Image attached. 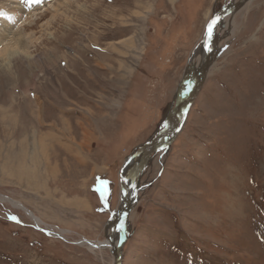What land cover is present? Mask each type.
Instances as JSON below:
<instances>
[{"label": "rangeland", "instance_id": "obj_1", "mask_svg": "<svg viewBox=\"0 0 264 264\" xmlns=\"http://www.w3.org/2000/svg\"><path fill=\"white\" fill-rule=\"evenodd\" d=\"M8 1L0 195L43 222L0 197V264H114L81 242L106 240L128 158L166 126L208 24L238 0ZM210 42L178 131L137 177L122 264H264V0Z\"/></svg>", "mask_w": 264, "mask_h": 264}, {"label": "bare ground", "instance_id": "obj_2", "mask_svg": "<svg viewBox=\"0 0 264 264\" xmlns=\"http://www.w3.org/2000/svg\"><path fill=\"white\" fill-rule=\"evenodd\" d=\"M14 1V0H13ZM7 2H9L8 0H0V4H6ZM48 2H50V1H48ZM56 2H57V4H58V2H60L61 3V1L60 0H56ZM4 4V5H5ZM49 6H54L55 5V3H50V4H48ZM2 6V5H1ZM7 6V5H6ZM10 6V5H9ZM57 6V5H56ZM56 6H54V8L55 9H57L56 8ZM11 9V8H10ZM12 12V11H11ZM54 12H55V10H54ZM56 13V12H55ZM233 13V12H232ZM30 16H32V15H30ZM3 18V17H2ZM8 20L9 19H4L3 18V22L5 23V24H9L8 23ZM22 26H24V25H22ZM25 27V26H24ZM213 29H214V27H213ZM213 29H212V31H213ZM21 30V29H20ZM7 31V29L6 28H4L3 27V29L1 30L0 29V42H2V41H5V40H7L8 38H9V36L7 35V33L8 32H6ZM211 36H212V34H211ZM8 37V38H7ZM13 39V41L14 40H16L14 37L12 38ZM11 39V40H12ZM9 40V39H8ZM210 40H211V37L209 38V45H210V49H211V55H212V60H213V53H214V51H213V44H211V42H210ZM10 41V40H9ZM18 42H17V44L19 45V47H22L21 45H22V42L20 41V40H17ZM15 42V41H14ZM3 43V42H2ZM13 45H14V43L12 42V43H7L6 45H4L3 47H1V51L2 52H0V66H5L6 64H8V63H10L11 62V60L14 58V59H16L15 58V55H16V53H18V51H16L15 50V48H14V50H13ZM199 50V49H198ZM200 50L201 51H203V53H204V58L206 59V50H205V48H204V45H202L201 46V48H200ZM22 51V50H21ZM20 53V52H19ZM199 53V52H198ZM17 57V56H16ZM205 59H204V61H205ZM13 63V62H12ZM203 64H204V62H203ZM203 64H202V66H203ZM11 65H13V64H10V66ZM3 66V67H4ZM10 66H9V68H10ZM202 66H201V68H202ZM201 68H200V70H201ZM5 69V68H4ZM208 69H209V67H208ZM208 69H207V71H208ZM200 70H199V72H200ZM207 71L205 72V74H204V76H203V78L205 77V75H206V73H207ZM198 72V73H199ZM198 86H199V83H198V81L197 80H195L194 81V83H193V85H191V87H190V89L188 90V88H187V94H186V96L185 97H180L179 98V101H178V104H177V106L175 107V109L173 110V112L171 113V115L169 116V119L170 118H172V116H174L177 112H179L180 110H181V108L184 106V104H185V102H186V100L190 97V98H192L193 99V97H194V94L196 93V89L198 88ZM185 91V92H186ZM186 114V112H184L177 120H176V122L172 125V127L165 133V134H163L161 137H160V139L158 140V142H157V145H156V147H155V149L154 150H156V149H158V148H164L167 144H168V142H170L172 139H173V137H174V135H175V133L178 131V129H179V126L181 125V123H182V120H183V118H184V115ZM42 120V119H41ZM162 130V129H161ZM161 130H159V131H161ZM158 131V132H159ZM157 134V133H156ZM52 137V136H51ZM149 143V142H148ZM147 143V144H148ZM147 144L146 145H144V146H142V148L139 150V151H137V152H135L133 155H131L129 158H128V160H127V163H126V165H125V167H124V169H123V171H122V191H123V194H122V197H121V202H120V204H119V206H118V208L116 209V211L114 212V214H113V217H112V219H111V221H110V223H109V225H108V228H107V237H106V240H104V241H98V242H89L87 239L85 240V241H82L81 242V244L82 243H87L88 245H89V247L90 248H94V246H99V248H109L111 251H112V253H113V256L115 255V251H116V249H117V246H118V241H119V231H120V222H121V219H122V216H123V213H124V207H125V203H126V196L128 195V197L130 198V201H131V207H130V211H131V209H132V206H133V204H134V198H135V190H136V187H135V185H136V180H137V178H136V180H135V183H134V185H133V187H131L130 186V178H131V175L138 169V167L140 166V164L143 162V161H145L146 159H147V154H146V147H147ZM161 148V149H162ZM34 176V175H33ZM0 197H1V199L2 200H5V199H7V200H9L13 205H15V206H18V207H21V208H23V209H25L26 211H27V213L30 215V217H32L33 218V220H35V222L37 223V224H42V220L39 218V217H37L35 214L33 215L29 210H27L20 202H18V201H14V200H12V199H9V198H6V197H4V196H1L0 195ZM128 221V220H127ZM63 233H65V231L64 230H61L60 232H58L57 234H60V235H63ZM124 240H125V242H126V232H125V236H124ZM124 245H125V243H124ZM96 248V247H95ZM122 253H123V249H122Z\"/></svg>", "mask_w": 264, "mask_h": 264}, {"label": "water", "instance_id": "obj_3", "mask_svg": "<svg viewBox=\"0 0 264 264\" xmlns=\"http://www.w3.org/2000/svg\"><path fill=\"white\" fill-rule=\"evenodd\" d=\"M248 0H238L235 3L230 4L229 6H227L224 10H222L216 17H219V19L217 20L216 24L213 26L215 27L218 23H220L225 17H227L230 13H232L233 11H235L237 8H239L242 4H244L245 2H247ZM215 17V18H216ZM202 44L204 45V48L206 50V59L204 61V64L200 70V72L198 73L196 80L199 83L198 88L196 89V92L198 91L201 82L203 80V76L205 74V72L207 71L208 67L211 65L212 63V55H211V49H210V45H209V37H208V31L206 29V32L204 34L203 40H202ZM195 95V94H194ZM186 96V92L184 94V97ZM192 98H188L184 104V106L181 108V110L179 112H177L174 116H172V118H170L166 124V126L159 132H157V134L150 140V142L147 144L146 147V154H147V159L145 161H143L140 166L138 167V169L131 175L130 178V186L133 187L134 182L136 180V178L138 177V175L144 170L152 152L154 151L158 140L160 139V137L165 134L171 127L172 125L176 122V120L184 113L187 112L190 104H191ZM130 207H131V201L130 198L128 197V195L126 196V203H125V207H124V213L122 216L121 221H123V227H121V222H120V233H119V241H118V246L117 249L115 251V255H114V264H122V249L124 247V236H125V232H126V226H127V220H128V216L130 214ZM96 248H99V246H95Z\"/></svg>", "mask_w": 264, "mask_h": 264}, {"label": "snow or ice", "instance_id": "obj_4", "mask_svg": "<svg viewBox=\"0 0 264 264\" xmlns=\"http://www.w3.org/2000/svg\"><path fill=\"white\" fill-rule=\"evenodd\" d=\"M35 2L39 3V2H41V0H35ZM218 19H219V17L214 18L213 20H211V22L207 26L209 38L211 37L213 26L216 24ZM102 183L104 185H107V181H103ZM106 191H107V188L105 187L104 192H106ZM102 196H103V193H102ZM12 219H16V217H12ZM121 227H123V221H121Z\"/></svg>", "mask_w": 264, "mask_h": 264}]
</instances>
